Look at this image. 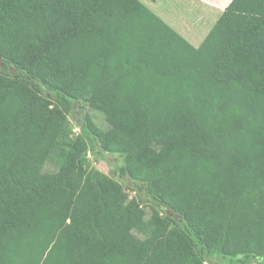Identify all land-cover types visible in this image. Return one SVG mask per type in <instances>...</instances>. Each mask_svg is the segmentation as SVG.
Wrapping results in <instances>:
<instances>
[{
	"label": "trees",
	"instance_id": "trees-1",
	"mask_svg": "<svg viewBox=\"0 0 264 264\" xmlns=\"http://www.w3.org/2000/svg\"><path fill=\"white\" fill-rule=\"evenodd\" d=\"M0 89L59 131L0 264H264V0L199 47L140 0H0Z\"/></svg>",
	"mask_w": 264,
	"mask_h": 264
},
{
	"label": "rangeland",
	"instance_id": "rangeland-1",
	"mask_svg": "<svg viewBox=\"0 0 264 264\" xmlns=\"http://www.w3.org/2000/svg\"><path fill=\"white\" fill-rule=\"evenodd\" d=\"M150 8H153L152 4ZM179 20L191 24V20ZM190 27L191 30L196 28ZM206 29L207 27L203 30L204 33ZM22 105L23 100L15 90L0 89V175L1 182L5 183L4 186L8 192L9 207L13 206L16 209L22 206L23 192H30L33 188L55 179L54 175L48 174L51 166L46 164V156L52 147L51 137H56L59 132L52 128L40 130L37 123L22 121L20 117ZM88 111L86 106L80 105L76 107V114L68 117L67 120L74 127L76 134L79 132L77 123ZM99 156L101 159V155ZM106 158L109 168L118 164L119 160H115L113 156L108 155ZM88 159L94 167L108 171L97 160V156L90 154ZM133 195L131 193V196Z\"/></svg>",
	"mask_w": 264,
	"mask_h": 264
},
{
	"label": "crops",
	"instance_id": "crops-1",
	"mask_svg": "<svg viewBox=\"0 0 264 264\" xmlns=\"http://www.w3.org/2000/svg\"><path fill=\"white\" fill-rule=\"evenodd\" d=\"M147 7L153 5L152 11L160 16L166 23L170 24L178 33L185 37L194 46L199 47L209 32L225 12L233 0H140ZM181 20H191L185 23ZM189 22V21H188ZM196 27L191 30V27ZM205 30V33L203 30ZM204 33V34H203ZM0 175V247L7 234L6 211L9 209L7 189L1 182Z\"/></svg>",
	"mask_w": 264,
	"mask_h": 264
}]
</instances>
